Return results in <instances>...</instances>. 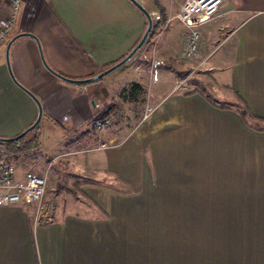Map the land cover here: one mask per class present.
Listing matches in <instances>:
<instances>
[{"label": "crops", "instance_id": "crops-1", "mask_svg": "<svg viewBox=\"0 0 264 264\" xmlns=\"http://www.w3.org/2000/svg\"><path fill=\"white\" fill-rule=\"evenodd\" d=\"M9 13L0 0V16ZM146 20L128 0L23 1L0 53V137L36 121L38 106L22 87L31 91L44 114L26 142L37 141L31 151L43 156L54 144L71 148L62 155L75 177L67 189L75 210L37 218L35 206L0 207V264H264V0H224L200 29L196 56L205 60L184 63L186 77L170 72L161 90L148 85L143 55L109 81L66 83L47 71L30 37L9 53L22 87L7 67L8 43L32 33L56 72L92 78L130 53ZM178 24L188 33L167 51L185 50L190 32ZM219 38L227 41L216 47ZM162 65L155 60L157 76ZM133 83L143 87L139 102L125 97ZM147 106L155 111L144 120ZM104 114L111 124L99 139L89 125ZM55 125L71 136L61 140ZM101 141L111 147L98 149Z\"/></svg>", "mask_w": 264, "mask_h": 264}, {"label": "rangeland", "instance_id": "rangeland-1", "mask_svg": "<svg viewBox=\"0 0 264 264\" xmlns=\"http://www.w3.org/2000/svg\"><path fill=\"white\" fill-rule=\"evenodd\" d=\"M147 11L150 13L153 21H154V27L156 26L155 23H157L156 19V6H158V12L160 13V18L162 20L161 26L158 29V32L160 34L158 35H151L149 36L146 44L144 47L135 55V57L125 66V69H131L136 66V64H139L138 59L143 55L146 61L142 62L143 64L148 63L144 65V68L146 70V80L148 82V85L154 86L155 89L161 90L162 88H166L170 86L169 80L172 77L173 73H177L180 76L186 77L192 69L188 67L184 63H193L194 61H199L202 62L205 60V57H194L192 61H189V59L183 54H184V49H175V50H169L167 51L165 48L168 46V41L171 39L175 38L176 36L178 37L181 33H188L186 30H182L178 24L177 21H169L171 16L174 14L175 9L174 7V2L172 0H137ZM184 2V0H177V4ZM147 21V20H146ZM148 27V23L146 24L144 30L140 28V33L141 36L144 35L146 29ZM153 27V28H154ZM142 38V37H141ZM222 38V37H221ZM217 40V39H216ZM218 43H216V47L220 45L224 46L225 42L227 39H218ZM223 42V43H222ZM185 44H186V36H185ZM175 48L179 47L178 42H175L173 45ZM214 46V45H213ZM185 48V47H184ZM145 54L147 56L145 57ZM197 54V52H196ZM148 59V60H147ZM163 60V65L161 68L164 70L162 74L156 75L155 71V60ZM141 63V62H140ZM159 63V62H158ZM124 67V66H123ZM109 69V68H107ZM105 69L104 71H106ZM202 69V68H201ZM103 71V72H104ZM123 70L118 69L115 72L111 73L107 77L103 78L105 81H109L111 79H114L121 73ZM198 73L202 74L200 70H197ZM102 73V72H101ZM100 74V73H99ZM62 76L68 78V79H74L72 77H69L67 75ZM157 76V77H156ZM160 76V79H158ZM203 75L197 76L202 79ZM151 78V83L149 82ZM168 79V80H167ZM120 89L118 90V92ZM147 94H150V92H146ZM211 100L213 102L215 101V98L213 95L210 93L208 94ZM139 106H133L132 111H140ZM138 108V109H137ZM137 114V113H136ZM134 115V112H133ZM54 131H56V134L59 133L61 135V140L62 138L65 139V137L71 136L69 131L67 129H61L60 127H57V125L53 126L52 128ZM34 133V132H33ZM34 135V134H33ZM61 142V141H59ZM56 149L52 152H48V156H43L42 150H35V151H30L26 155H18L15 157V161L17 163L18 169L20 171V174H24L27 171H34L38 172L39 174H47L48 175V189H47V194L44 200L43 207L46 210L45 217L50 216L51 213H53L56 210H60L61 212L64 211H73L75 210L71 204L69 205L70 201L73 198V195L70 194L67 189L74 184L75 177L71 175L69 170L67 169L66 163L67 159L64 158L62 155L64 152L67 150L71 149L66 147L65 145H56L54 144ZM61 155V157H60ZM51 157H58L57 162H54L55 165L50 164ZM50 164V165H49ZM54 166V167H52ZM52 167V168H51Z\"/></svg>", "mask_w": 264, "mask_h": 264}, {"label": "built area", "instance_id": "built-area-1", "mask_svg": "<svg viewBox=\"0 0 264 264\" xmlns=\"http://www.w3.org/2000/svg\"><path fill=\"white\" fill-rule=\"evenodd\" d=\"M23 1L9 0L10 13L4 17L0 16V53L18 22ZM174 1L176 4L177 0ZM223 2L224 0H185L175 9L169 19L170 22L176 20L182 27L189 30L190 35L186 39L184 55L190 61L196 57L201 27L219 17ZM97 108H100V105H97ZM154 111V108L147 106L144 120L148 119ZM110 124V117L98 118L95 116L89 129L101 139L102 133ZM110 147V144L102 141L98 145V149L101 150ZM48 178L46 174L41 175L33 171L19 175L14 154L9 153L0 143V207L18 205L26 208L35 206L36 217H45L46 210L43 204L48 189Z\"/></svg>", "mask_w": 264, "mask_h": 264}, {"label": "water", "instance_id": "water-1", "mask_svg": "<svg viewBox=\"0 0 264 264\" xmlns=\"http://www.w3.org/2000/svg\"><path fill=\"white\" fill-rule=\"evenodd\" d=\"M130 1L147 19V23H148V27L143 35V37L141 38L140 42L135 46V48L124 58L122 59L120 62H118L117 64H115L114 66L110 67L109 69H107L106 71L92 77L89 79H82V80H76V79H68L64 76H62L61 74H59L58 72H56L52 67L49 66V64L47 63L44 53H43V49L41 46V43L39 41V39L32 33H25V34H20L17 35L16 37H14L7 45L6 48V62H7V67L9 69V72L12 76V79L14 80V82L16 84H18L19 86H21L16 79L13 76L12 70H11V64H10V59H9V53H10V49L12 44L18 40L19 38L22 37H30L33 38L38 45L39 48V52L41 55V60L43 62L44 67L47 69V71H49L52 75H54L55 77L59 78L60 80L72 84V85H78V86H83V85H89L92 83H95L97 81L102 80L103 78L107 77L108 75H110L111 73L115 72L116 70H118L119 68L123 67L124 65H126L128 62H130L135 55L144 47V45L146 44L152 30L154 27V21L150 15V13L147 11V9H145L137 0H128ZM22 87V86H21ZM29 96L32 97V99L35 101V103L38 106V117L36 119V121L30 126L28 127L25 131H23L20 135H18L17 137L14 138H3L0 137V143H10V142H16L22 138H24L25 136H27L30 132L34 131L35 129H37V127L39 126V124L42 121L43 118V114H44V109L43 106L41 104V102L39 101V99L29 90L25 89L24 87H22Z\"/></svg>", "mask_w": 264, "mask_h": 264}, {"label": "trees", "instance_id": "trees-1", "mask_svg": "<svg viewBox=\"0 0 264 264\" xmlns=\"http://www.w3.org/2000/svg\"><path fill=\"white\" fill-rule=\"evenodd\" d=\"M159 24L160 23H158L154 28H153V30H152V32H151V34H150V37H151V35H157L159 32H158V29L157 28H159ZM140 42V41H139ZM138 42V43H139ZM137 43V44H138ZM136 44V45H137ZM135 45V46H136ZM135 48V47H134ZM133 48V49H134ZM132 49V50H133ZM131 50V51H132ZM130 51V52H131ZM127 56V55H126ZM125 56V57H126ZM125 57H123L122 59H124ZM122 59H120L119 61H117V63L118 62H120ZM117 63H114V64H112V65H110L108 68H110V67H112V66H114L115 64H117ZM125 93H127L128 95L127 96H125V97H130L132 100H134V101H140V96L141 95H143L144 94V91H143V87L141 86V85H139V84H137V83H133L131 86H130V88H129V90H126L125 91ZM108 114H110V111H108V113H107V115ZM104 116H106V114H104ZM241 116L243 117V119L245 120V122H247V119L249 118V117H251V118H253V116L249 113V112H243V113H241ZM29 136V134L27 135V136H25L24 138H22V139H20V140H18V141H16V142H10V143H1V145L2 146H4L9 152H11V153H13V154H15V155H26V154H28V152H30L32 149H34V148H36L37 147V145H38V143H37V141H27L26 142V139H27V137ZM84 183V182H83ZM85 184V183H84ZM80 185V184H79ZM76 186V185H75ZM72 190V189H71Z\"/></svg>", "mask_w": 264, "mask_h": 264}]
</instances>
